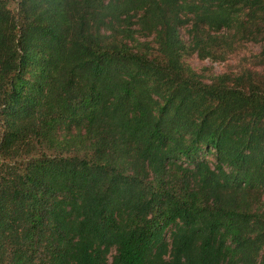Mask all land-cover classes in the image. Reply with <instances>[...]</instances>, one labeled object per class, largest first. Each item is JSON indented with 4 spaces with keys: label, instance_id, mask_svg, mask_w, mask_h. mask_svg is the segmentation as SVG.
Wrapping results in <instances>:
<instances>
[{
    "label": "trees",
    "instance_id": "obj_1",
    "mask_svg": "<svg viewBox=\"0 0 264 264\" xmlns=\"http://www.w3.org/2000/svg\"><path fill=\"white\" fill-rule=\"evenodd\" d=\"M0 264H264V0H0Z\"/></svg>",
    "mask_w": 264,
    "mask_h": 264
},
{
    "label": "rangeland",
    "instance_id": "obj_2",
    "mask_svg": "<svg viewBox=\"0 0 264 264\" xmlns=\"http://www.w3.org/2000/svg\"><path fill=\"white\" fill-rule=\"evenodd\" d=\"M261 51V45L256 43H248L244 49L239 52V54H234L226 61L214 62L210 59H201L197 55L190 58V63L197 70H205L208 75L212 72H222L232 67H237L242 61V58L246 56H251L252 54L259 53ZM232 66V67H231ZM207 67V68H205ZM205 68V69H204ZM235 69V68H234ZM233 69V70H234ZM167 238L170 240V230L167 231Z\"/></svg>",
    "mask_w": 264,
    "mask_h": 264
}]
</instances>
